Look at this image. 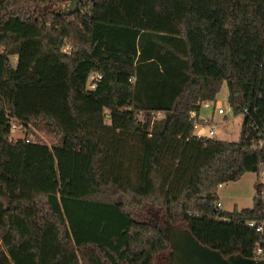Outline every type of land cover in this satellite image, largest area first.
<instances>
[{"label":"trees","instance_id":"1","mask_svg":"<svg viewBox=\"0 0 264 264\" xmlns=\"http://www.w3.org/2000/svg\"><path fill=\"white\" fill-rule=\"evenodd\" d=\"M224 82L235 114L264 116V0H0V264H169L168 226L252 257L258 194L225 211L217 190L264 155L245 121L229 141L190 120Z\"/></svg>","mask_w":264,"mask_h":264},{"label":"built area","instance_id":"2","mask_svg":"<svg viewBox=\"0 0 264 264\" xmlns=\"http://www.w3.org/2000/svg\"><path fill=\"white\" fill-rule=\"evenodd\" d=\"M65 52L66 54H71V49H69V51L65 50ZM100 78L101 75L99 73H91L87 88L89 90H94L97 86V81ZM198 105L200 108L199 110H192L190 112V120L193 124L194 135L199 138H218L220 124L215 122L214 117L216 114L226 117L231 111H233L232 106L230 103L225 106L221 101H217L216 99H206L201 101ZM202 107L213 109V115L202 117L200 115ZM158 112L164 113L163 111ZM236 115L243 118L242 124L245 121V129L249 131L247 138L249 139L250 136V139L249 142H247V148L251 151L261 152L264 155V116L262 115L260 109L258 107H244V109ZM19 128V122H11V134L15 133ZM25 138L27 142L31 140L29 137ZM255 174V184L257 186L255 194H258L259 197L261 216L256 219H248L246 224L250 228L254 229L259 236L253 250L252 258L264 259V159ZM217 207H222V202L219 200L217 202Z\"/></svg>","mask_w":264,"mask_h":264},{"label":"rangeland","instance_id":"3","mask_svg":"<svg viewBox=\"0 0 264 264\" xmlns=\"http://www.w3.org/2000/svg\"><path fill=\"white\" fill-rule=\"evenodd\" d=\"M71 48V44L67 43L63 47V52L66 53L65 50L69 51ZM11 61L13 65H16L17 57L12 56ZM228 96V85L227 82H224L216 96V100L221 101L226 106L229 103ZM155 115L160 119L165 116V113L158 112ZM200 115L202 117L212 116L213 109L202 107ZM138 117L142 121L146 120L145 113H139ZM214 120L216 123L220 124L218 138L229 141L239 140L243 122V118L241 116L236 115L234 111H231L226 117L216 114ZM19 125L20 128L15 133H12L13 139H24L25 137H29L34 142L40 141L49 146H53L54 144L60 142L58 135L52 131L44 121L29 124H23L19 122ZM255 177V172H247L238 181H232L228 184H225V186L222 188H219L217 191L219 195H221L220 198L223 203V209L225 208L226 210L230 211L233 210V208L239 210L243 207H251L253 205V196L257 190V186L254 183ZM234 203H237V207L234 205Z\"/></svg>","mask_w":264,"mask_h":264},{"label":"water","instance_id":"4","mask_svg":"<svg viewBox=\"0 0 264 264\" xmlns=\"http://www.w3.org/2000/svg\"><path fill=\"white\" fill-rule=\"evenodd\" d=\"M81 0H65V10L71 13L78 9ZM171 245V264H264V259H255L241 254L224 256L220 251L201 243L188 229L167 228Z\"/></svg>","mask_w":264,"mask_h":264},{"label":"crops","instance_id":"5","mask_svg":"<svg viewBox=\"0 0 264 264\" xmlns=\"http://www.w3.org/2000/svg\"><path fill=\"white\" fill-rule=\"evenodd\" d=\"M221 139V138H220ZM255 180H256V177H255ZM228 183H230V182H227V183H224V184H221L219 187H218V189L219 188H222L223 186H225V184H228ZM255 183V182H254ZM217 193H218V191H217ZM256 193V192H255ZM255 196V195H254ZM254 196H253V200H254ZM221 195H219V193H218V200L219 201H221ZM222 202V201H221ZM234 205L237 207V203H234ZM253 205H254V201H253ZM253 205L251 206V207H253ZM235 207V208H236ZM251 207H247V208H251ZM244 208H246V207H243V208H240L239 210H242V209H244ZM222 209H223V203H222ZM223 210H225V211H229V210H226L225 208L223 209ZM233 210H235L234 208H233ZM233 210H230V211H233ZM238 210V209H237Z\"/></svg>","mask_w":264,"mask_h":264}]
</instances>
